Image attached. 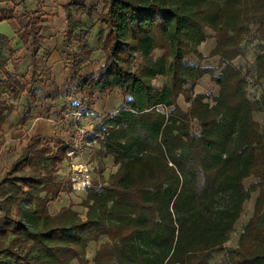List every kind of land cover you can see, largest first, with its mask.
I'll use <instances>...</instances> for the list:
<instances>
[{"label": "trees", "instance_id": "obj_1", "mask_svg": "<svg viewBox=\"0 0 264 264\" xmlns=\"http://www.w3.org/2000/svg\"><path fill=\"white\" fill-rule=\"evenodd\" d=\"M98 12L106 30L99 37L105 62L84 77L82 66L94 49L80 31L71 7L95 12L77 0L65 5L68 44L78 42L70 65L65 97L76 110L96 93L118 89L124 106L102 121L106 154L117 171L102 189L89 188L81 205L50 211L64 190L58 177L67 158V138L25 137L21 155L0 182V264H88L92 241L108 238L95 264H212L213 252L226 249L228 264H264V91L249 94L251 82L264 81V0H103ZM1 20L12 10L0 8ZM17 35L37 70L42 36L37 11H26ZM26 30L25 36L21 30ZM214 32L220 74L186 57H202L199 46ZM258 43L254 71L234 61L245 56L244 42ZM161 50V56L155 51ZM15 49L0 34V131L15 111L2 97L19 100L32 94L29 83L9 71ZM139 60V61H138ZM17 66V61H12ZM211 74L219 93H195L197 82ZM167 77L162 89L154 80ZM188 86V84H190ZM64 88V89H65ZM183 96L187 109L179 105ZM82 98L84 100H82ZM80 101V102H79ZM28 114L25 118H29ZM193 121L199 130L193 132ZM257 182L246 188L244 180ZM70 183V182H68ZM71 184V183H70ZM72 186V185H71ZM259 190L254 213L236 247L226 248L245 203Z\"/></svg>", "mask_w": 264, "mask_h": 264}, {"label": "rangeland", "instance_id": "obj_2", "mask_svg": "<svg viewBox=\"0 0 264 264\" xmlns=\"http://www.w3.org/2000/svg\"><path fill=\"white\" fill-rule=\"evenodd\" d=\"M68 0H40L38 17L39 22H41V28H39L40 33L46 37L55 33L57 38L60 39L58 46L61 53H63L62 61L59 63L60 72L62 73V79H64L70 70V65L75 59V55L78 54L79 43L73 41L71 45L67 44L66 40L62 41L63 29L58 22H55L58 17V10L61 9L60 6L63 3H66ZM80 3L85 4L88 8L94 9L95 12L89 14L85 9L77 7L73 9V13L76 16V19L80 25V31L83 36L91 41V44H95L96 40L100 37L102 23L99 21L98 12H101L104 7L103 0H78ZM17 16H13L12 20L16 27L20 29L19 23L23 22L24 24L28 23L30 20V15L26 12H17ZM52 19V20H51ZM51 20V22L49 21ZM49 23V24H48ZM56 24V25H55ZM64 27V26H63ZM105 27V25H104ZM21 35L25 36L27 31L21 30ZM207 33L210 37L199 49L202 57H198L195 54H191L187 57V63H198L199 65L207 66L209 69L214 71V74H220L222 69V63L219 56H209L211 51L216 45V38L214 32L207 29ZM60 45V47H59ZM15 46H17L15 44ZM15 49V48H14ZM245 56L237 58L234 63L237 66H242L244 71L252 70L254 71V58L257 53L258 43L257 41L248 38L244 42ZM163 51L157 50L155 56L161 55ZM105 56V55H104ZM5 57L10 59L8 69L13 74H17L20 81L24 83H29L30 88L32 89V94L24 93L19 100H14L13 94L10 91H6V94L3 95L2 99L7 105L16 106L15 112L7 120V123L4 126V129L0 131V167L3 165V169H8L13 161H15L21 155V146L22 143H25V137L29 129L26 127H31V131L36 130L37 122L41 120H47L51 125L56 128L58 133H55V138H67L68 140L72 134L71 122L73 121V112L74 108L70 106L69 103H65L63 100L66 98L64 91L67 89V81L65 84H58L56 82V74L54 76L53 70L50 66L47 65L49 56L45 54L43 57H39L38 61V70H37V83L33 84L32 79V69L28 62H23L26 56L25 47L15 49L13 55H10L8 51L5 52ZM30 58V57H29ZM17 61V68L13 66L12 61ZM30 61V59H29ZM139 61V60H138ZM23 62V64H21ZM96 64L93 66L88 65L83 69L82 75L84 77L88 76L85 73L92 72L96 70ZM211 74H205L196 84L195 92L196 93H218V86L213 82ZM69 79V77H68ZM5 80V76L0 72V81ZM164 80L160 78L158 81H154L156 87L160 86ZM65 88V89H64ZM64 89V90H62ZM264 91V81H254L251 82L249 86V94L255 99L262 97ZM24 98V99H23ZM23 99V101H21ZM83 99V98H82ZM84 100V99H83ZM97 102L98 108L94 110L91 107L92 103ZM125 96L122 91L116 89L113 91H108L103 93H96L92 101L85 103L80 107L87 117L84 120L85 125L88 127V134L90 141H94L98 138L100 134H103L104 128L102 127V115L104 113L110 112L116 106H119L121 103H124ZM179 105L183 109H187L189 104L185 102L184 98L181 96L178 100ZM28 113L36 114L34 117L30 114L29 118H25ZM33 119H37L36 122H32ZM257 121L264 127V118L262 113H257ZM59 121V122H58ZM32 122V123H31ZM193 132L199 130L198 123L193 121ZM5 133H21L20 137L16 139V142L7 143ZM53 137V139H55ZM103 143L97 142L92 144V149H97V162L98 164H92L94 167V179H100L103 185H106L105 180L109 176L117 171V165L114 162V157L106 154L104 148H102ZM66 169H68L67 164L64 162L61 165V172H63V177L61 180L64 183V190L60 193L58 199L50 204V211L52 214H56L64 206H72L76 211H78L82 216H85L86 209L81 205L82 201L87 196L88 191H78L75 190L70 183L66 180ZM3 172V171H2ZM105 179V180H104ZM257 178L251 176L244 180V185L246 188H249L257 182ZM259 195V190L252 193L251 198L244 205V212L241 218L236 223L235 229L231 234L230 240L226 243V248L236 247L238 245L239 238L244 231V228L250 218L254 213L256 199ZM57 211V212H56ZM108 241V238L103 236L99 241H92L89 244L87 250V259L88 264H95L94 258L100 246ZM226 249L213 252V257L211 259L212 264H228L225 260ZM72 264H80L77 260L73 261Z\"/></svg>", "mask_w": 264, "mask_h": 264}, {"label": "crops", "instance_id": "obj_3", "mask_svg": "<svg viewBox=\"0 0 264 264\" xmlns=\"http://www.w3.org/2000/svg\"><path fill=\"white\" fill-rule=\"evenodd\" d=\"M39 1L40 0H0V8L1 9H4V10H12L14 12L15 16H17V14H16L17 12H19V13L21 12L22 13V12H26V11H37L39 9ZM47 1H49V0H47ZM69 1L70 0L66 1V3H63V5L60 6L61 9L58 10V17L59 18H57L56 21H55V22H58L59 25L62 26V29H63L62 41L63 40H66L67 41V44H68V39L66 38L65 34H66L67 29H68V21H67V14H66V10H65V5ZM75 8H77V7H71L72 11ZM1 17H2V15L0 13V34L5 35V36H7L10 39L13 48L17 49V48L25 47L23 40L21 38H19L18 35H17V31L19 29L16 27V25L13 22V20L12 19L11 20H1ZM51 20H49V21L51 22ZM104 25L105 24L102 23L101 31H103V32L106 30V25H105V27H104ZM41 36H42V39L40 40V51H39L38 57L41 58L45 54H48L49 60H48L47 65L52 68L54 76H55V74H56L57 77L59 76V79L56 78V82L58 84H60V86H61V84H65V81L68 80V77L70 76V70H68V73H67L66 77L64 79H62L61 78L62 77V75H61L62 73L60 72L59 63H60V61H62L61 59H62V57H63L64 54L61 53V51H60L59 48L56 49V47L58 46V44L60 42V39L57 38V35H55V33L51 34L48 37H46V36H44L42 34H41ZM93 40H96V43L95 44H91V41L88 40V42L90 43L91 47L94 49V52H93V54L91 56V61L89 63H87V64H84L82 66V68H85V66H88V65L93 66L94 64H96L97 67H96V70H93L92 72H89V73H85L87 75H92L93 73L97 72L98 69H99V67L101 65H103V63L105 62L104 53L99 49V38L98 39H95L94 38ZM15 44L17 46H15ZM202 45H200L198 49H200ZM59 47H60V45H59ZM199 52H200V50H199ZM159 56H161V55H158L157 57H159ZM29 59H30V61H29ZM186 59H187V57H186ZM186 59H185V62H186ZM25 61L28 62L26 64L32 65L31 55H28L23 62H25ZM23 62L21 64H23ZM187 64H198V63H187ZM17 66H15V67L17 68ZM201 66L207 67V66H204V65H201ZM31 69H32V66H31ZM216 75H218V74H216ZM160 78H162L164 81L158 87H156L154 85V87L157 88V89H162L163 86L168 82V78L167 77H163V76H160V77L156 78L154 81H158ZM190 85H191V83L188 84V86H190ZM62 90H64V89H62ZM218 93H219V91H218ZM217 94L215 93L214 95H217ZM23 99L21 101H23ZM63 101L65 103H69L70 106L73 107V104H72L73 102L70 101L68 98H65ZM123 106H124V103H121L119 106H116L115 108H113L110 112L104 113L102 115V119H104L105 117H107L110 114L115 113L119 109L123 108ZM91 107L94 110H97L98 103L97 102L95 103V101H94V103L91 104ZM14 108H16V106ZM257 113H262V112H256L255 113V119H256ZM12 114H11V116H12ZM28 114H31V113H28ZM262 114H263V118H264V113H262ZM31 115L34 117L36 114L32 113ZM36 120L37 119H33L32 122L35 123ZM34 125H37L36 130L34 129L33 131H31V127L27 126L26 128L29 129V130L26 131V133H28L29 135H39L41 137L48 138L49 140H54L53 137L54 138L56 137L55 136V133H58V131L56 130V128H54V126L51 125L47 120H41L40 119L37 122V124H34ZM5 135H6L7 143L10 144L12 142H16L17 141L16 139H18L20 137L21 133H5ZM7 170L8 169H3V165H1V167H0V182L3 180V178H4V176H5L6 172H7ZM63 175H64L63 172L60 171L58 173L59 179L64 178Z\"/></svg>", "mask_w": 264, "mask_h": 264}, {"label": "built area", "instance_id": "obj_4", "mask_svg": "<svg viewBox=\"0 0 264 264\" xmlns=\"http://www.w3.org/2000/svg\"><path fill=\"white\" fill-rule=\"evenodd\" d=\"M73 121L71 122L72 134L70 147L67 151L65 163L66 180L78 191H87L89 188L102 189L103 183L100 179H94V167L97 162V149H92V144L102 142L105 135L100 134L94 141H90L88 127L84 120L87 118L82 110H74ZM59 122V121H58Z\"/></svg>", "mask_w": 264, "mask_h": 264}]
</instances>
